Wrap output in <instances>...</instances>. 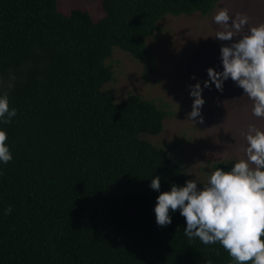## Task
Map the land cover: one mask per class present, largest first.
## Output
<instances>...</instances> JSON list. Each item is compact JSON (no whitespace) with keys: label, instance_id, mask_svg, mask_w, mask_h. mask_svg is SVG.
<instances>
[{"label":"trees","instance_id":"obj_1","mask_svg":"<svg viewBox=\"0 0 264 264\" xmlns=\"http://www.w3.org/2000/svg\"><path fill=\"white\" fill-rule=\"evenodd\" d=\"M218 1L101 0L94 18L59 0H0V93L17 110L0 119L13 155L0 162V264H235L186 236L179 209L157 225L158 196L187 182L182 161L144 137L171 111L105 88L113 48L144 61L161 19L208 15Z\"/></svg>","mask_w":264,"mask_h":264},{"label":"rangeland","instance_id":"obj_2","mask_svg":"<svg viewBox=\"0 0 264 264\" xmlns=\"http://www.w3.org/2000/svg\"><path fill=\"white\" fill-rule=\"evenodd\" d=\"M59 7L62 11L87 8L94 18L104 14L101 0H59ZM222 8L229 10L230 17H248V25L240 35L264 23V0H219L208 15L196 12L161 19L158 30L147 40L151 54L146 60H138L119 47L113 48L107 59L113 65L114 79L105 88L115 90L117 101L136 92L171 111L161 133L144 137L170 150L174 160H181L187 181L197 179L201 189L217 163L234 166L246 158L249 125L264 130V117L253 115L254 101L231 78L224 81L222 92L215 83L203 88L210 67L223 71L221 48L231 43L215 38L222 26L215 23L214 17ZM197 82L205 99L203 123L199 117L195 122L188 120L195 99L190 94L191 86Z\"/></svg>","mask_w":264,"mask_h":264},{"label":"clouds","instance_id":"obj_3","mask_svg":"<svg viewBox=\"0 0 264 264\" xmlns=\"http://www.w3.org/2000/svg\"><path fill=\"white\" fill-rule=\"evenodd\" d=\"M214 21L222 26L215 38L231 43L221 48L223 71L210 67L203 88L215 83L222 92L224 81L231 78L254 101L253 115L264 117V23L240 35L248 17H230L227 8L220 9ZM203 88L200 82L191 86L195 99L188 120L193 122L199 117L203 123ZM16 114V109H10L7 91L0 93V119L10 123ZM7 139V131L0 128V162L4 164L13 159ZM246 140V158L239 159L230 170L216 168L202 189L194 179L162 192L155 207L156 222L161 227L171 224L170 210L179 209L186 219L185 235L189 238H199L205 245L219 243L235 264H264V130L249 125ZM150 187L160 190L159 176L152 179ZM11 210L10 206L6 211Z\"/></svg>","mask_w":264,"mask_h":264}]
</instances>
